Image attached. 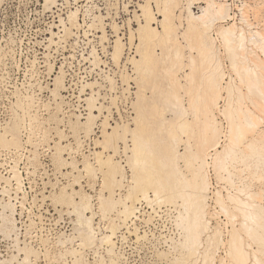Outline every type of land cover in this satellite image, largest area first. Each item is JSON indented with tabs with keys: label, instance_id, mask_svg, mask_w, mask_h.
Listing matches in <instances>:
<instances>
[{
	"label": "rangeland",
	"instance_id": "374dc122",
	"mask_svg": "<svg viewBox=\"0 0 264 264\" xmlns=\"http://www.w3.org/2000/svg\"><path fill=\"white\" fill-rule=\"evenodd\" d=\"M145 1L56 0L57 4H51L47 0H0V139L2 140H0V264H182L184 262L186 249L183 245L182 247L179 245L181 240V244L184 241L186 232L182 226H179L177 218L178 211L181 210L180 206L179 208L173 204L161 206L157 204L158 206L151 207L143 200L142 203L137 204L140 209L136 213L137 216L125 220L122 214L124 199L136 193L133 191L135 188H131L135 185V180L133 181V169L129 160L131 151L127 149L133 142L131 132H128L130 135L125 134L124 126L129 125L130 129L136 126L134 118L138 114L137 98L141 93L140 95L144 97L142 104L146 106L145 102L149 106L147 107L149 111L146 107L144 110L148 115L146 122L149 123L150 133L159 135L158 124H161L159 122L163 118L172 119L175 116L169 93L172 89H178L174 81L179 74L183 75L185 72L174 68L176 78L172 76L175 74L173 69H170L173 52L168 50L167 46H159L158 51L161 49L164 51L161 56L159 55L161 61L153 66L156 73L150 76L148 81L150 83L147 82L149 85L144 81L146 87H143L145 85L142 81L139 83L138 78L141 74L133 69L135 67L132 58L140 57L136 46L139 45L140 39L136 31L143 18L140 16L139 19L137 15L141 13L140 4ZM239 2L240 0H236V3ZM250 3L244 14L255 29L264 31V0H249ZM152 4L156 9L155 2ZM203 5H205L203 2L196 3L193 8L195 13H201ZM229 6L232 8L230 12L237 14L238 19L224 21V25L234 22L243 25L239 20L243 15L239 10L242 5ZM72 12L78 13L76 18L71 17ZM177 14H180V9L177 10ZM157 18L154 26L161 29L159 21L163 17L157 13ZM177 22L179 23L178 20ZM218 24L215 30H218L223 23ZM69 27H72L71 34H66L64 28ZM118 37L122 39L124 50L123 53L121 52L122 56L120 55L121 57L116 60L112 57ZM254 47L253 52L261 58V51L258 47ZM166 48L168 49L165 50ZM223 49L220 48L222 65L226 73L236 77L228 54ZM188 51L185 49L186 54L189 55L190 51ZM168 54L169 58H167ZM255 56L253 61L254 58L255 60L258 58ZM186 60L187 62L189 60L187 55ZM198 73L199 71L196 78H201L199 77L201 72L199 75ZM151 78H154L155 84ZM58 80H60L59 85ZM241 86L245 94L243 106L251 108L260 115L261 106H258L259 103H254L257 101L261 105L260 92L255 91L250 94L246 85L241 84ZM223 93L224 96L227 95L226 91ZM92 95L96 100L95 114H98V118L94 121V126H91L93 128L87 129L84 122L90 111L87 99ZM165 98L169 101H164ZM188 98L187 96V100ZM191 115L192 118L193 114ZM219 118L223 126L225 125L223 128L227 129L225 117L220 115ZM114 125H118L119 129L123 128L119 132L123 139L127 137L123 140L119 134L116 140L117 147L105 150V155L115 153L114 159L119 162L117 177L120 181L110 182L115 183L112 186L110 183L107 184L109 178L105 179L106 176L102 172L105 167L101 168L99 165L96 151L104 150L97 143L104 139L103 131L112 130L111 126ZM197 128L195 132L199 133L200 130ZM261 128L264 130V118ZM194 135L200 138L198 134L194 133ZM249 137L247 141L246 139L243 141L244 146H239L241 151L239 150L238 160L234 163L236 167L230 166L234 172V187H229L232 185L227 184L228 181L217 179L212 159L208 158V170L213 187L212 197L209 200L211 206L208 208L209 215L211 213L213 215L209 216L212 226L210 232L214 230L212 228L218 227L224 233H222L224 241L216 250V264H219L222 258L225 259V264H230L227 247H229V232L233 227L215 201L216 190H221L226 196L228 190L234 192L235 186L243 185L242 188L246 186L251 192L261 191L262 198L257 200H261L260 203L264 206V156L259 153L250 155L243 152L245 143L252 139L251 135ZM198 138L195 137L192 141L196 139L197 142ZM185 146L181 144L180 151H184ZM115 149L117 152L114 151ZM241 157L244 159L242 160ZM87 160L94 166V171L91 173L86 172L85 169ZM260 173L263 176L262 180L259 179ZM140 193L138 197H142ZM150 195L154 197L153 191ZM71 198L76 204L86 199L89 201L91 210L86 212V215L92 216L95 244H82L81 233L87 228L78 222V214L73 207L75 203L72 204ZM102 198L107 199L106 210L101 209ZM237 218L235 226L240 228L242 216L239 214ZM111 226L118 227L112 237L115 243L113 252L110 250L111 244L105 241L106 237L112 234ZM137 229L138 234L135 233ZM253 245L254 249L261 250L259 254L264 261L262 252L264 247ZM213 248L215 247H212V251ZM27 256L29 258L24 260ZM183 264H192V262Z\"/></svg>",
	"mask_w": 264,
	"mask_h": 264
},
{
	"label": "bare ground",
	"instance_id": "6f19581e",
	"mask_svg": "<svg viewBox=\"0 0 264 264\" xmlns=\"http://www.w3.org/2000/svg\"><path fill=\"white\" fill-rule=\"evenodd\" d=\"M47 2L57 4L56 0H47ZM153 2H155L157 10L154 8L152 4ZM198 2L205 3V5L201 6V13L199 14L195 13L193 10L194 5ZM229 5H242L240 9H238L243 14L241 16L242 18L239 17V20L240 22H243V25H238L236 22L224 25V21L229 19L236 21L238 19L236 17L237 14H232V12H230L232 8ZM248 5H251V3L249 4V0H240L239 3H236V0H146L143 4H140L139 10H141V13L137 15L138 18L140 16L143 18V21L139 22V27L136 31L138 32V38L140 39V43H138L139 45H136L140 57L136 58V56H134L132 58V63L135 67L133 69H136V73L141 74V77L138 78L140 82H137L141 83L142 81L143 85H145L143 87H146L144 81L147 83L152 73H156L153 66L158 64L160 60L159 55L164 51H161L162 49L160 50L161 52L158 51L159 46H167L169 49L166 48L165 50L168 49L173 52V55H171L173 59L170 60H173L172 66L169 65L171 66L170 69H173V72L174 68L185 72L183 75L182 73L181 75L179 74L177 78L175 76L176 72L172 75L176 78L175 81H172H174V83L176 82L178 86V89H172L171 93H169V100L174 107L173 110L175 116L172 119H168L163 118L162 112V114L159 113L163 118L161 122H159L161 124H158L160 126L159 135L150 133L149 123L146 122V116L148 115H146L144 110L146 107L147 111H149L147 108L149 106H147V103L144 101L143 102L146 106L142 104L144 97L141 96V93V95L138 93L139 95L137 99L139 101H136L138 114L134 118L136 126L130 129L128 128L129 125H125L124 132L125 134L131 132V141L133 143L131 144V147L127 146V149H129L132 154H130L129 160L130 166L133 169V181L135 180V185L131 188H135L133 190L134 192H139L137 193V197L135 196L136 193L129 192L134 195H129L131 197L127 196L124 199V209L122 210V214L125 216V220L137 216L136 213L140 210L137 204L142 203L143 200L151 207L154 205L161 206L162 204H173L177 207L180 206L181 210L178 211L179 215L177 218L179 220V226H182L183 230L186 232H183L185 238L182 244V240L180 241L179 245H183V248L185 247L186 249L184 262H182V264L189 261H191L192 264H197L198 262H200V264H216V250L224 241L222 238L223 230L221 231L218 227H215L212 228L214 230L210 232L212 226H210L211 221L209 216H211L212 213L209 215L208 208L211 206L209 200L212 197L211 188L213 187L208 170V158L212 159L217 179L220 181L225 180V182L228 181L227 184L230 183L229 185H232L229 187H234V172L230 166H232V168L236 167L234 163L238 160L237 154L239 153V150L241 151L239 146H244L242 145L243 141L245 139L247 141L251 135L252 139H250L248 143H245V150L243 152L250 153V155H258L259 153L264 156V130L261 128L264 118V31L255 29L254 25L244 14ZM179 9L180 14H177V10ZM157 13H159V16L163 17L159 21L161 29L154 26L155 21L158 20ZM76 14L78 13L72 12L71 17L76 18ZM75 18H73V20ZM220 22L223 23L222 26L218 30H215L216 25ZM77 23L79 22L77 21ZM70 28L72 27L64 28V32L66 30V34H71ZM132 38L133 35L131 36V39ZM115 42L112 58L118 60L122 56V50H124V48L121 37H118ZM254 46L258 47L261 51V58L253 52L255 51L253 49ZM221 47L224 48L223 50L228 54L231 61V68L234 70V75H236V77L226 73L220 57ZM185 49L190 51L189 55L186 54L187 52H185ZM169 54L167 58H169ZM186 55L189 57L188 62L186 60ZM255 55L258 56L259 59L257 58V60H255L254 58L253 61ZM96 62H98V60ZM188 68L190 71H188ZM198 71L199 73L201 72V76H199L201 78H196ZM228 77L229 80H227ZM59 78L60 76H58L57 79ZM151 79V81L154 80V78ZM197 79L200 80L197 81ZM237 80L240 83H238ZM59 81L60 80L57 81L58 85ZM61 82H63L62 79ZM153 82V84H155V80ZM148 83L147 85H149ZM170 84L171 82L169 83V86ZM241 84L247 86L248 93L250 94L255 91L260 92L261 105L260 102L257 101L254 103H259L258 106H261V116L257 115L258 113L256 114L251 108H245L243 106L245 94H243ZM156 85H158V83ZM156 85L154 87L155 89L157 87ZM143 90L144 88H142V92H144ZM140 91L141 89L139 92ZM223 91H226V96H224ZM187 96L189 97L188 100ZM94 98L92 95L87 99L90 108L86 121H84L88 127H86L87 129L93 128L91 126H94V121L98 118V114H95L96 100ZM165 100L167 99L165 98L164 101ZM222 100H224V103H222ZM139 102L141 103L139 104ZM155 109L158 111L157 108ZM218 113L223 115L227 120V129L223 128L225 125L223 126ZM191 114H193L192 118L190 117ZM143 119H145V121H143ZM111 128L112 130L105 129L103 131L104 139L101 141L98 140L99 142L97 143L101 145L104 150L96 151L99 165L101 168L103 166L105 167V170L102 171L106 176L105 179L107 180V177L109 178L107 184L120 181L117 177L119 162L114 159L115 153L105 155L108 149L117 147L116 140L120 134L119 132H121V128L119 129L118 125L111 126ZM196 128L200 130V135L195 132ZM124 132L122 131V134ZM194 133L198 134L200 138L195 136ZM120 136L122 135L120 134ZM194 136L199 139L197 142L195 141L196 139L194 140L196 143L192 141L195 138ZM126 137L127 136L124 138L125 140ZM184 137L187 139H184ZM223 141L225 142L222 145ZM183 143L186 145L185 149L184 151H180V145H184ZM220 147L222 148L220 149ZM114 151L117 152L116 149ZM211 151L215 152L212 153ZM243 159L244 158H242V160ZM87 161L85 169L87 170L86 172L91 173L94 171V166L89 160ZM182 162L184 164H182ZM241 171L242 170H240V173ZM262 177V174L259 175V179ZM253 178H255V176ZM241 179L242 178H240V180ZM113 184L111 185L113 186ZM120 185H122L121 182ZM242 186H235L234 192L228 190L226 196L221 190H216L214 193L216 196L215 201L219 204L221 207L220 209L226 214L227 218H229L228 220L231 222L230 224L233 226L229 232V247H227L230 264H264V261L259 254L261 253V250L254 249L253 245L258 244L257 247H264V206L260 203L261 200H257V198H262V193L261 191L251 192V189L249 190L246 186L242 188ZM151 191H153L154 197L151 196L152 194L150 195ZM140 192L142 193V197H138ZM240 194L245 196L242 197ZM61 195L63 196V194ZM120 200L122 201V199ZM106 201V198L102 201L101 209L103 210L108 208ZM72 202V204L75 203L73 207L78 214V222L85 225L87 228L81 233L82 244L94 243L95 237L92 234L94 232L92 216L89 217L86 215V212L91 210L89 201L86 199L79 204H76L73 200ZM239 214L242 216V220H240L241 229L235 226V219ZM232 222L234 224H232ZM111 227L112 234L108 235L105 241L111 244L110 250L113 252L115 243L112 237L116 234L118 227ZM6 230L9 229L7 228ZM137 231L138 229L135 233H137ZM105 241L104 243H106ZM212 247H215V249L213 248V251L211 250ZM247 247L250 248V250ZM262 252L264 253V250ZM28 256L24 260H27L29 258ZM219 264H225V259L222 258Z\"/></svg>",
	"mask_w": 264,
	"mask_h": 264
}]
</instances>
